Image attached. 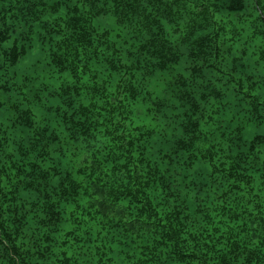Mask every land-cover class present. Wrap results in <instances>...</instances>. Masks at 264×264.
Listing matches in <instances>:
<instances>
[{"label": "trees", "instance_id": "trees-1", "mask_svg": "<svg viewBox=\"0 0 264 264\" xmlns=\"http://www.w3.org/2000/svg\"><path fill=\"white\" fill-rule=\"evenodd\" d=\"M0 264H264V0H0Z\"/></svg>", "mask_w": 264, "mask_h": 264}]
</instances>
